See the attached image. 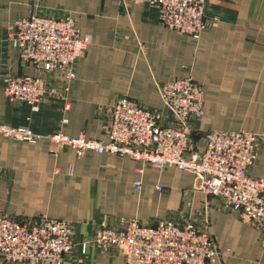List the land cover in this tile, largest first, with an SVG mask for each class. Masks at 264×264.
<instances>
[{"label": "crops", "instance_id": "0c3cea01", "mask_svg": "<svg viewBox=\"0 0 264 264\" xmlns=\"http://www.w3.org/2000/svg\"><path fill=\"white\" fill-rule=\"evenodd\" d=\"M35 14H72L90 38L71 83L63 72L24 61L8 42V26ZM205 14L208 28L196 39L163 25L149 0H0V123L29 126L43 136L62 131L108 140L119 96L160 109L165 123L172 117L160 83L192 76L205 95L194 144L202 146L212 130L258 133L249 174L264 178V0H207ZM11 75L43 76L55 93L33 110L6 96ZM0 170V215L71 223L67 264H127L117 249H103L94 238L101 228L133 218L193 221L218 248L219 258L210 264H264L259 231L196 189L194 174L176 166L159 169L109 151L78 155L45 137L29 142L0 135ZM0 264L28 263L0 258Z\"/></svg>", "mask_w": 264, "mask_h": 264}, {"label": "built area", "instance_id": "2783aa9c", "mask_svg": "<svg viewBox=\"0 0 264 264\" xmlns=\"http://www.w3.org/2000/svg\"><path fill=\"white\" fill-rule=\"evenodd\" d=\"M206 1L149 0V4L163 25L198 39L208 28ZM7 30L8 42L18 48L24 61L38 69L63 72L68 83L75 79L76 64L90 44L72 14L21 17ZM159 90L172 117L169 121L163 122L160 109L122 95L111 106L108 140L62 131L43 136L29 126L7 123H0V135L29 142L45 137L74 148L78 155L86 150L109 151L159 169L176 166L189 171L195 176L196 189L218 198L226 209L237 210L243 222L259 231L264 249V178L249 174L257 159L260 134L207 131L205 143L198 147L192 137L194 125L204 113V85L188 76L162 82ZM4 91L10 100L27 102L38 110L55 88L40 75H11ZM137 187H141L140 182ZM72 238L73 227L66 220L0 215V258L6 263L67 264ZM94 240L103 249H117L127 264H210L219 258L211 235L191 220L161 219L149 224L137 218L125 219L119 227L101 228ZM86 247L83 244L84 251Z\"/></svg>", "mask_w": 264, "mask_h": 264}]
</instances>
